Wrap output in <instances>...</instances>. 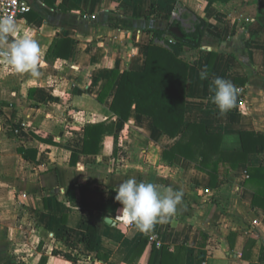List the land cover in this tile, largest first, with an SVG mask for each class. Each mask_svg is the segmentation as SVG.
Instances as JSON below:
<instances>
[{"label": "crops", "instance_id": "0c3cea01", "mask_svg": "<svg viewBox=\"0 0 264 264\" xmlns=\"http://www.w3.org/2000/svg\"><path fill=\"white\" fill-rule=\"evenodd\" d=\"M27 1L17 31L0 42L8 49L31 36L43 51L39 78L0 62V264H72L61 255L72 250L80 264H144L151 243V264H160L162 245H183L182 264H264V209L252 203L247 171L264 167L261 146L235 170L220 167L211 185L182 157L168 164L162 153L174 139L132 107L115 120L117 138L105 135L100 153L82 152L84 126L112 116L115 86L97 100L110 72L142 70L149 42L165 44L152 30L173 22L192 33L204 21L200 46L181 55L185 121L221 134L223 150L241 148L242 130L264 135V0ZM213 77L242 89L223 116ZM129 178L182 190L175 217L148 235L121 222L114 197ZM142 235L148 242L133 255Z\"/></svg>", "mask_w": 264, "mask_h": 264}, {"label": "trees", "instance_id": "16d2710c", "mask_svg": "<svg viewBox=\"0 0 264 264\" xmlns=\"http://www.w3.org/2000/svg\"><path fill=\"white\" fill-rule=\"evenodd\" d=\"M203 25L204 21L200 20L192 33H184L174 22L166 29L152 30L153 37H164L165 44L149 42L143 69L110 72L97 95V100L103 103L115 86L109 103L112 116L104 122L84 126V154L100 153L105 135L117 138L115 120H126L132 107L136 113L149 117L155 128L174 139V143L162 153L168 164H171L176 156L182 157L192 162L197 170L207 174L211 185H215L220 167H223L225 172L235 170L239 164L247 161L249 153H253L257 146L264 148V135L242 130L239 134L241 148L223 150L221 134L208 132L203 123L185 121V87L189 64L181 55L185 48L195 49L200 46L204 34L201 28ZM173 26H178L181 36L170 30ZM247 171L248 181L253 185L252 203L264 209V167H251ZM95 241L96 233L91 231L88 239L89 249H94ZM147 242L148 237L142 235L133 255L139 253ZM154 248L155 244L151 243L150 253L144 264H151ZM184 249L183 245H177L173 250L162 245L160 264H182L180 251ZM99 254L97 252V256ZM61 255L72 264H80L78 254L74 250L62 252Z\"/></svg>", "mask_w": 264, "mask_h": 264}, {"label": "clouds", "instance_id": "9594fccd", "mask_svg": "<svg viewBox=\"0 0 264 264\" xmlns=\"http://www.w3.org/2000/svg\"><path fill=\"white\" fill-rule=\"evenodd\" d=\"M16 31L17 25L12 15L0 16V42L7 41ZM0 57L16 73L30 74L34 78L42 75L40 64L43 51L39 42L31 36L16 39L8 49H0ZM200 78L208 79L206 66L201 70ZM209 90L214 92L213 103L221 116L237 106L242 92L232 81L222 77H213ZM183 196L182 190L171 186H158L129 178L120 183L114 199L122 205L119 220L135 225L138 231L148 235L154 232L157 224L168 223L175 217Z\"/></svg>", "mask_w": 264, "mask_h": 264}, {"label": "built area", "instance_id": "2783aa9c", "mask_svg": "<svg viewBox=\"0 0 264 264\" xmlns=\"http://www.w3.org/2000/svg\"><path fill=\"white\" fill-rule=\"evenodd\" d=\"M29 9L30 4L27 0H0V16L12 15L16 20ZM173 16H176L175 12H173ZM0 49L6 48L0 46ZM1 61H4L2 57H0V62Z\"/></svg>", "mask_w": 264, "mask_h": 264}, {"label": "water", "instance_id": "95a60500", "mask_svg": "<svg viewBox=\"0 0 264 264\" xmlns=\"http://www.w3.org/2000/svg\"><path fill=\"white\" fill-rule=\"evenodd\" d=\"M170 30H171L173 33L177 34L178 36H181V35H182L181 31L179 30V28H178L177 26H173V27H171Z\"/></svg>", "mask_w": 264, "mask_h": 264}]
</instances>
